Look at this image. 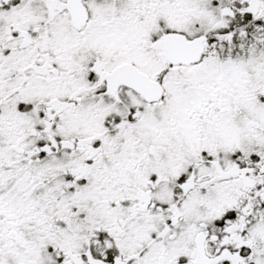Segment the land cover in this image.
I'll return each instance as SVG.
<instances>
[{
	"label": "snow or ice",
	"instance_id": "snow-or-ice-1",
	"mask_svg": "<svg viewBox=\"0 0 264 264\" xmlns=\"http://www.w3.org/2000/svg\"><path fill=\"white\" fill-rule=\"evenodd\" d=\"M0 264H264V0H0Z\"/></svg>",
	"mask_w": 264,
	"mask_h": 264
}]
</instances>
